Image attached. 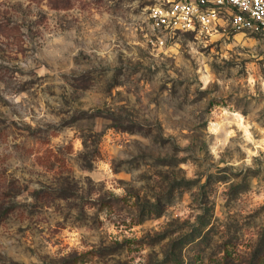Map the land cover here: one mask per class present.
Wrapping results in <instances>:
<instances>
[{"label": "rangeland", "instance_id": "1", "mask_svg": "<svg viewBox=\"0 0 264 264\" xmlns=\"http://www.w3.org/2000/svg\"><path fill=\"white\" fill-rule=\"evenodd\" d=\"M167 1L0 0V264H264V31Z\"/></svg>", "mask_w": 264, "mask_h": 264}, {"label": "built area", "instance_id": "2", "mask_svg": "<svg viewBox=\"0 0 264 264\" xmlns=\"http://www.w3.org/2000/svg\"><path fill=\"white\" fill-rule=\"evenodd\" d=\"M149 20L159 30H195L225 21L234 30L264 31V0H168L151 8Z\"/></svg>", "mask_w": 264, "mask_h": 264}]
</instances>
